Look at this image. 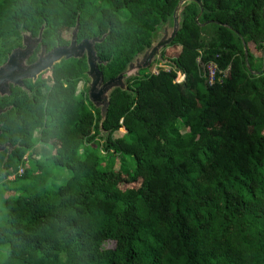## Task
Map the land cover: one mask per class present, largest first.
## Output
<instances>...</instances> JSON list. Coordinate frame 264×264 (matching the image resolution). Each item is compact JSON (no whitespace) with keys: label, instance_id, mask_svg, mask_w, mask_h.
<instances>
[{"label":"trees","instance_id":"1","mask_svg":"<svg viewBox=\"0 0 264 264\" xmlns=\"http://www.w3.org/2000/svg\"><path fill=\"white\" fill-rule=\"evenodd\" d=\"M180 1L0 0V65L23 47V31L43 30L33 61L42 46H69L61 31L78 25V43L102 39L95 48L107 82L173 26ZM199 2L200 22L221 24L201 27L200 4L187 1L170 70L154 74L156 59L129 77L126 90L111 92L104 120L90 87L79 88L90 81L86 55L0 98V108L14 106L0 115V144L14 147L0 151V184L17 182L0 203V264H264V0ZM210 61L221 71L213 84ZM101 131L107 159L87 152ZM50 167L72 175L57 185Z\"/></svg>","mask_w":264,"mask_h":264},{"label":"water","instance_id":"2","mask_svg":"<svg viewBox=\"0 0 264 264\" xmlns=\"http://www.w3.org/2000/svg\"><path fill=\"white\" fill-rule=\"evenodd\" d=\"M187 1H194L200 4L199 0H181L174 11V24L170 26L166 24L164 27L163 38L156 42L154 41L150 48H148L143 55L138 56L136 60V64L131 62L128 65V68L125 72L121 73L118 77L113 78L107 82L104 80V74L100 71L99 65L102 63L101 59L97 55V51L95 48V44L97 42L102 41V39L94 38L93 40H83L82 42H77V32L78 25L74 30L71 44L66 47H57L50 52H47L45 47L39 56V59L34 64L29 66L23 65L25 60L31 57L34 49L41 43L42 41V33L40 32L39 37L33 39L34 44H30L28 42V38L23 36V47L18 48L12 52L9 57L6 65L0 68V87L7 85L8 80H12L15 84L22 85V78H30L36 80L42 73L52 70L54 66L61 62L63 59H71V58H81L83 56H87L89 70L87 75L91 81L89 97L92 103L102 109V117L103 120L107 116L108 108L110 106V94L116 88H121L122 90H126L127 86L125 83L126 75L129 71L133 70L137 71V75L140 74L141 69L149 68L156 59H163V50L169 46L177 36V33L181 26V16L184 10V5ZM201 11L198 14L196 22L201 27H206L211 23H218L216 21H207L204 23L200 22V18L204 12V6L200 4ZM172 27V28H170ZM32 38L30 34L29 40ZM159 39V37H158ZM244 42V40H243ZM246 59L248 61V50L246 44L244 42ZM249 69H251L250 65H248ZM17 71H22L17 74ZM14 73V74H12ZM256 73V72H254ZM6 147H0V151H4ZM10 154V153H9ZM8 154V155H9Z\"/></svg>","mask_w":264,"mask_h":264},{"label":"rangeland","instance_id":"3","mask_svg":"<svg viewBox=\"0 0 264 264\" xmlns=\"http://www.w3.org/2000/svg\"><path fill=\"white\" fill-rule=\"evenodd\" d=\"M170 28H172V27H170ZM73 33H74V30H68V29H62V31H61V34L64 36V37H66L67 39H71L72 40V37H73ZM212 33L214 34L215 33V31H213V32H211L210 34H208V35H205L206 37H207V39H206V41H208L209 39H210V36L212 35ZM163 34H164V29L159 33V39H158V37H157V39L155 40L156 42H158V41H160L162 38H163ZM23 36H25V38H28V42L30 43V44H34V40L33 39H35L33 36H32V38H30V40H29V36H30V33L29 32H27V31H23ZM40 45V44H39ZM39 45L34 49V51H33V53L38 49V47H39ZM43 48V47H42ZM173 48L172 47H166L165 49H164V51H165V54L167 55L166 57H165V59H158V60H160V62L157 64V65H161V66H164L163 68H166L167 70L168 69H170L171 67V64H170V62L168 61L169 60V58H168V56H169V54H170V51L172 50ZM33 55V54H32ZM31 55V56H32ZM133 63H135L136 64V60H134L133 61ZM166 65V66H165ZM154 66V65H153ZM150 68V67H149ZM149 68H147V72H149L150 71V69ZM154 68V67H153ZM152 68V69H153ZM143 69H141L140 70V74H141V71H142ZM153 72L155 73L156 71L153 69ZM229 72V71H228ZM228 72H227V74H228ZM43 74V73H42ZM134 75H137V71H134V69L133 70H131V71H129L128 72V74L126 75V78H125V83H127V79L129 78V77H132V76H134ZM44 78H46V79H49L50 77H51V70H48V71H46V73L44 72V76H43ZM179 80H180V82H182L183 80H184V77L183 76H181L180 78H179ZM49 85H51L50 83H48ZM91 86V81H85V82H82L81 84H80V86H79V88L82 90V89H84V88H87V87H90ZM43 89H45V87L43 88ZM100 109H101V106H100ZM126 130L125 129H121L119 132H116L115 134H114V138H121V137H123L125 134H126ZM38 136H36V138H37ZM107 138V134L104 132V131H101V134L100 135H98V137H97V142H95V143H93L92 145H90L89 147H88V150H87V152L88 151H91V150H98V152H99V154L101 155V156H103L104 157V159H107V157H109L110 156V152H108L106 149H104V143H105V139ZM41 143H39L38 145H40ZM83 149V148H82ZM80 150V154L82 155V156H85V151L84 150ZM42 152V151H41ZM34 153H36L35 154V158H34V160L35 161H39V162H41V161H43L44 160V155L43 154H41L40 153V150H38V149H36V150H34ZM37 153H39V154H41V156H43V158H37L38 156H37ZM40 156V157H41ZM34 160H28V163H26V167L27 168H29V166H31V165H33L34 163H35V161ZM127 160H130V158H128L127 157ZM114 161V169H116V171H118L119 173H121V174H123V172L124 171H121V160H119V158H117L116 157V159H114L113 160ZM133 167H134V165H133ZM129 171V168H127L126 169V171ZM125 171V172H126ZM48 172H49V174H50V180L51 181H54L57 185H63V184H65L69 179H70V177H71V172L69 171V170H67V169H63V168H55V167H50L49 168V170H48ZM124 177H125V175H124ZM17 184V182H14V183H12V184H10L9 185V187L8 188H4L1 184H0V203L1 202H3V200L4 199H6V198H12L14 195H15V192L14 191H12V188L15 186ZM122 186L124 187V189L125 188H127V187H131L132 185L131 184H128L126 181H124V180H122ZM2 214H3V210L2 209H0V227L1 226H3L4 224H5V220L1 217L2 216ZM108 247H114V243H113V241H111V243H109L108 244Z\"/></svg>","mask_w":264,"mask_h":264},{"label":"flooded vegetation","instance_id":"4","mask_svg":"<svg viewBox=\"0 0 264 264\" xmlns=\"http://www.w3.org/2000/svg\"><path fill=\"white\" fill-rule=\"evenodd\" d=\"M42 47H44V46H42ZM18 48H22V47H18ZM18 48H16V49H18ZM16 49H15V50H16ZM45 49H46V48H45ZM42 50H43V48H41L40 51L37 52V54H36V56H35V57H36L35 60L31 61V57H32L33 55H35V52H34L33 55H32L29 59L27 58V59L25 60V63H24L23 65H25V66L27 67V66H29V65L34 64L35 62H37V60L39 59V56H40ZM13 51H14V50H13ZM13 51H12V52H13ZM11 54H12V53H10V55H11ZM9 57H10V56H9ZM9 57H8V60H9ZM8 60H7L5 63H3L2 65H0V68H1L2 66L6 65V63L8 62ZM30 61H31V62H30ZM20 72H22V71H17L16 73L19 74ZM12 74H14V73H12ZM38 78H39V77H38ZM38 78H37V79H38ZM37 79H36V80H33V79H30V78H22V85L15 84L14 81H12V80H8V81H7L8 86H7V85H4V86H1V87H0V98L5 99V98L11 96L12 93H13V89H14V88H21V89H24L25 91H29L28 86H27V82H28V80L37 81ZM13 107H14L13 105H10V106H7L6 108H0V115H1L2 113L6 112L7 110L12 109ZM0 134H1V124H0ZM3 146L6 147L5 150H7V149L9 150V153L14 149V147H13L11 144H9V143L4 144V145H1V144H0V147H3ZM5 150H4V151H5Z\"/></svg>","mask_w":264,"mask_h":264},{"label":"built area","instance_id":"5","mask_svg":"<svg viewBox=\"0 0 264 264\" xmlns=\"http://www.w3.org/2000/svg\"><path fill=\"white\" fill-rule=\"evenodd\" d=\"M219 57V55L217 56V58ZM199 61V60H198ZM166 66V65H165ZM164 66H161V65H155L154 66V70L156 71L155 73L153 72V69H152V72L154 73V74H159V72H160V69H165V70H167L166 68H163ZM171 67V66H170ZM168 70H170V69H168ZM229 71V69L225 72V77L228 75L227 74V72ZM218 73H221V71L219 70V66H218V64H217V62H215V61H210L209 63H207L206 64V66H205V76L207 77V79H208V81H209V83L210 84H213L214 82H215V80H216V77H217V75H218ZM229 73V72H228ZM181 76H183L184 77V75L183 74H180V76H179V78L181 77ZM179 78H178V81L180 82V80H179ZM184 81V80H183ZM23 172H24V169L23 168H21L20 169V171H19V173L20 174H23Z\"/></svg>","mask_w":264,"mask_h":264},{"label":"crops","instance_id":"6","mask_svg":"<svg viewBox=\"0 0 264 264\" xmlns=\"http://www.w3.org/2000/svg\"><path fill=\"white\" fill-rule=\"evenodd\" d=\"M42 145H43V144H40V145L37 144L36 148L40 150L41 147H42ZM40 156H41V155H40ZM40 156H38L37 158H43V156H41V157H40ZM25 160L28 161V157H27V156L25 157ZM21 168H23L24 171H25V166H22ZM21 168H20V169H21ZM20 169H19V171H20ZM23 173H24V172H23ZM18 174L20 175L19 172H18ZM15 177H16L15 175H12V176L10 177V179H14Z\"/></svg>","mask_w":264,"mask_h":264}]
</instances>
